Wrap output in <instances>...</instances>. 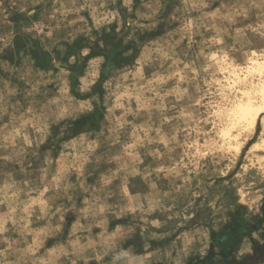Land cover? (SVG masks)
<instances>
[{
	"label": "rangeland",
	"instance_id": "obj_1",
	"mask_svg": "<svg viewBox=\"0 0 264 264\" xmlns=\"http://www.w3.org/2000/svg\"><path fill=\"white\" fill-rule=\"evenodd\" d=\"M263 88L264 0H0V264L242 262Z\"/></svg>",
	"mask_w": 264,
	"mask_h": 264
},
{
	"label": "trees",
	"instance_id": "obj_2",
	"mask_svg": "<svg viewBox=\"0 0 264 264\" xmlns=\"http://www.w3.org/2000/svg\"><path fill=\"white\" fill-rule=\"evenodd\" d=\"M264 261V243L259 244L254 251L245 256L242 262H238V264H257L259 262Z\"/></svg>",
	"mask_w": 264,
	"mask_h": 264
},
{
	"label": "bare ground",
	"instance_id": "obj_3",
	"mask_svg": "<svg viewBox=\"0 0 264 264\" xmlns=\"http://www.w3.org/2000/svg\"><path fill=\"white\" fill-rule=\"evenodd\" d=\"M262 97H263V100H264V88L262 89ZM252 109H253V104H252V102H250V101L247 102L246 105H244V106L241 108L242 116H243L244 118H247V116H249V114L251 113ZM257 114H259V112H258ZM256 117H257L256 115L253 116V121H254V119L256 120Z\"/></svg>",
	"mask_w": 264,
	"mask_h": 264
}]
</instances>
